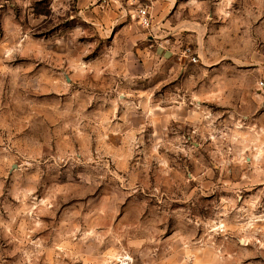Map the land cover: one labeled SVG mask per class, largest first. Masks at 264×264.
<instances>
[{"label":"rangeland","instance_id":"obj_1","mask_svg":"<svg viewBox=\"0 0 264 264\" xmlns=\"http://www.w3.org/2000/svg\"><path fill=\"white\" fill-rule=\"evenodd\" d=\"M198 2L165 57L146 3L129 46L78 0H0V264H264V151L231 138L264 0Z\"/></svg>","mask_w":264,"mask_h":264},{"label":"crops","instance_id":"obj_2","mask_svg":"<svg viewBox=\"0 0 264 264\" xmlns=\"http://www.w3.org/2000/svg\"><path fill=\"white\" fill-rule=\"evenodd\" d=\"M142 3L150 5V13L152 16V28L147 32L146 38L151 43L158 44V52L163 53L165 57L169 56V53L175 54V51H170L172 46V39L180 38L184 35L185 30L194 27V23L186 20L182 17V14L189 16V14H199V9L202 8V3H195V0H191L190 4L181 5L177 0H110L108 3H102L101 0H78V7L86 11V21L94 26L101 28V31L106 36H109L112 32H116L115 29L119 26V36L126 39L127 45L134 46L137 40L143 38L142 29L135 17H130V13L135 7L140 6ZM185 7L187 12L182 13V8ZM114 27V31H113ZM163 50H167L162 52ZM187 51L193 52V49L188 47L182 52L184 57ZM181 52V51H180ZM262 93L256 99L259 105L260 111L257 113H249L247 121L243 122L244 129L237 128L239 116L232 115V124L236 129H232L231 138L235 142V147L240 145V149H254L255 151H264V88H261ZM241 124V123H240ZM254 162V161H253Z\"/></svg>","mask_w":264,"mask_h":264},{"label":"built area","instance_id":"obj_3","mask_svg":"<svg viewBox=\"0 0 264 264\" xmlns=\"http://www.w3.org/2000/svg\"><path fill=\"white\" fill-rule=\"evenodd\" d=\"M110 0H101L102 3H108ZM138 22L141 27L144 29L150 30L153 26L152 24V16L150 13V5H146L145 7H139L138 9ZM186 55L191 59L192 62L197 63L198 58L192 55L191 51H187ZM260 87L264 88V81L260 82Z\"/></svg>","mask_w":264,"mask_h":264}]
</instances>
